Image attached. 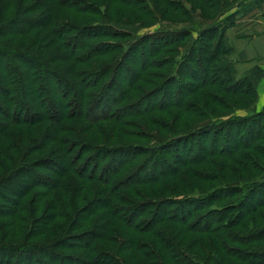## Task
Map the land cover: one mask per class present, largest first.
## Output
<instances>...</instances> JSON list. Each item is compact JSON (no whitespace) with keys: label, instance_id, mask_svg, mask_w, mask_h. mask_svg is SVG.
<instances>
[{"label":"trees","instance_id":"16d2710c","mask_svg":"<svg viewBox=\"0 0 264 264\" xmlns=\"http://www.w3.org/2000/svg\"><path fill=\"white\" fill-rule=\"evenodd\" d=\"M190 1L154 0L153 9L146 0H108L100 4L92 0H0V185L6 191L0 197L3 203L0 218H14L17 206V210H24L26 200L23 198L33 187L45 192L59 189L68 174L112 185L105 190V203L99 198L84 208L85 215L96 208L108 210L100 224L80 232L87 239L83 246L90 247L88 257L75 258L74 254L58 253L65 246L61 245L63 239L50 244H30L22 240V243L0 245V248L7 247L1 252H10L18 245L16 250L24 254L19 256V264L22 260L31 261L33 249L49 252L47 264H64L66 261L83 264L82 258L88 264H119L118 259L122 260L129 252L140 256L135 264H228L229 261L264 264V224L252 225L245 233L235 229L242 225L246 216L255 214L264 220V178L260 179L263 170L258 161L260 157L264 159V108L244 116L235 115L231 110L226 119L219 116L208 121L209 115L211 117L208 108L226 107L232 103H240L246 108L256 100L255 87L248 78L236 77L234 64L229 60L231 48L225 29L230 24L222 28L214 24L242 0H193L200 11L212 14L210 20H200L193 40V25L185 24L179 29L147 33L131 41L132 33L111 24L109 17L114 4L130 8L141 17H149L154 11L160 14L163 6L166 12H175L186 21L194 22L200 16L194 14ZM64 12L96 15L101 21L88 24ZM229 16L221 21L229 20ZM204 90L201 103L192 99ZM162 112L170 117L155 118L156 113ZM141 117L160 128L166 126L164 128L171 133L183 117H194L196 121L189 131L170 135L174 137L168 136L169 140H160L157 134L155 138L150 135L156 141L150 147L139 143H95L85 137L90 128L98 135L105 132L100 123L108 122L112 124L110 130L114 134L117 131L119 134L139 133L140 137L149 140L146 135H140L141 126L138 130L139 124L134 120ZM198 119L204 120L196 123ZM35 124H45V130L39 136L30 137L23 147H17L22 133L14 132L13 128ZM132 127L138 132L128 129ZM88 136L92 138L91 134ZM55 142L58 147H54ZM194 142L196 155L176 160L180 151L174 154L172 147L186 143L185 146L190 147L188 152ZM43 149H50L46 157L22 161V156ZM214 158L227 160V163L220 161L219 171L223 176L217 179L222 183L207 195L205 205H197L195 199L173 201L177 199L167 198L175 205L163 210V216L152 213L146 229L139 227L143 222L140 218L153 207L144 208L139 206L143 202L135 204L121 196L118 192L121 183L128 180L130 184H140L177 176L182 168L196 163L212 162L214 165ZM138 159L140 161L134 165ZM10 165L14 168L9 171ZM159 165L168 169L142 177L145 168L151 166L149 173H153ZM127 167L130 169L124 175ZM250 168L255 173L247 175ZM187 170L201 174L193 167ZM225 170L235 177L242 175L243 181L235 179L233 183H226ZM41 171L46 175L42 176ZM240 194L236 203L216 211L220 216L211 217L213 209L207 211L212 204L233 200ZM189 202L192 205L178 214L179 208L188 206ZM119 205L131 207L118 209ZM163 206L160 204L156 210ZM206 206L205 215L209 213L206 223L200 224L199 220L198 224L190 225L189 220ZM230 208L237 212L233 213ZM111 219L120 224L117 234L105 232ZM221 219L223 224L218 223ZM163 222L181 225L184 230L193 226L194 230L207 232L215 239L212 250L207 242V249L212 251L210 256L192 255L194 258L188 257V260L187 256L181 255L186 250L162 231L157 229L150 233ZM125 228L133 232L143 230L141 234L155 236L161 251L149 247L150 243L137 239ZM116 236L120 241L113 253L93 245L97 237V240L107 237L113 243L117 241ZM80 237L71 239L74 242L70 241V244L75 245ZM251 244L254 246L248 248ZM36 261L45 264L41 259Z\"/></svg>","mask_w":264,"mask_h":264},{"label":"rangeland","instance_id":"374dc122","mask_svg":"<svg viewBox=\"0 0 264 264\" xmlns=\"http://www.w3.org/2000/svg\"><path fill=\"white\" fill-rule=\"evenodd\" d=\"M97 3H106L108 0H92ZM259 0H242L237 1L232 8L229 10L235 8V12H233L232 16H229L230 19L226 20L225 22H222L220 20H217L214 22V24L219 23V28H222L224 25H227L229 23V26H226L225 28V37H227V31L230 30L231 27L235 25L236 15L241 14L243 12H246L248 9L253 8L254 3L256 4ZM149 7L154 9V6L152 2L154 0H146ZM190 2L193 3V12L195 15H199V20L196 21H186V19L183 16H180L179 14L175 12H166L164 10V7H160V14H158L156 11L153 12V14L149 17H141L137 16L134 10L130 8H124L123 6H119L118 4H114L110 11H109V17L111 19V24L115 25L118 28L124 29L126 31H129L132 33V38L130 39H138L144 34L154 33V32H162L172 29H179L185 24L193 25V32L199 26L200 20H210L212 18V14L206 10H199L198 4L194 3L193 0ZM65 15L70 16L72 18H76L79 21H83L84 23L88 22V24L97 23L101 21L100 19H97L96 15L91 16H79L70 12H64ZM231 15V14H229ZM264 16V15H263ZM263 27H264V17H263ZM110 22V21H109ZM227 39V38H226ZM129 40V41H130ZM120 42L126 43V41L121 40ZM183 51V49L181 50ZM231 52V51H230ZM183 53V52H182ZM230 54V53H229ZM236 77H238L236 75ZM204 91L199 92L198 94H195V96L192 97L193 100H196L201 103V99L204 98ZM203 95V97H202ZM257 98V96H256ZM229 101L232 100V98L227 97ZM256 101V100H255ZM254 101V102H255ZM248 107L244 108L242 104L235 103L231 104L229 106H216L214 109L208 108L211 112V117L209 115L208 121L216 120L219 116L221 118L226 119L228 117V113L234 111L235 115H238L236 112H242L243 109H248ZM93 108L92 110H94ZM240 110V111H238ZM250 113V112H248ZM238 116H244V115H238ZM170 115L167 113H156L155 118H163L168 119ZM183 121H181V124L175 126V130L173 133L169 132L168 129L164 128L166 126H162L160 128L157 126L156 123H149L145 120L144 117H141L139 119H134L139 124V129L141 126L142 133L140 135H146L148 138L144 139L139 136L138 134L129 132V133H121L119 134V131L116 132V134L112 133V124L108 122H101L102 129L105 132L99 133V135L95 132L96 130L93 129L85 134L86 139L89 141H95V143H102L104 141L109 142L110 145H119V144H128V143H139V144H145L147 147H150L152 145L156 144V141L150 135H153L155 138V135L157 134L160 140L162 139H170V135H177L182 134L184 132L189 131L194 123L195 119L194 117H183ZM204 119H198L196 123L202 122ZM168 121V120H166ZM46 125L45 124H35L32 126H17L14 127L13 131L17 133H22L21 142L17 144V147H23L28 143V140L30 137L39 136L44 130ZM128 129H135L136 127L128 128ZM231 129V128H229ZM136 130V132H138ZM110 131V132H109ZM106 133V134H105ZM244 132H240V134H243ZM91 134L90 138L88 135ZM238 134V135H240ZM107 135V137H106ZM170 136V138L168 137ZM54 147H58V143L55 142L53 144ZM179 145L172 147V152L175 154L178 150L179 156H177L176 160H179L181 157L188 159L192 155H196L197 153V146L194 142V145L191 147V150L186 152L189 146ZM264 145V144H263ZM51 149V148H50ZM50 149H43L38 153H33L29 156H22V161L24 159H27L28 161H33L35 159L44 158L48 155ZM143 150V149H142ZM201 151V150H200ZM251 153V151H249ZM23 155V152H22ZM161 155V154H160ZM160 159V157L158 158ZM140 160L138 159L133 164H137ZM214 165H212V162H202V163H196L193 166L184 167L181 169V172L178 173L177 176H167L162 178L161 180H149L146 182H142L140 184H134V183H128V180L124 181L120 184L119 187V193L121 196H123L126 199H131L132 203L139 204V206H143L144 208L153 207L149 210H147L146 214H144L140 221H143L139 227H145L143 229H146V227L149 226L148 219L150 218L152 213H155L157 215L163 216V210L169 209L170 207H173L175 205V202H168L167 198L170 199H177L173 201H186L188 199H195L197 205H205L209 195L212 191H214L217 187H219L222 183V181H218V177H222L223 175L219 171V163L222 161V163H227L223 161L221 158H214ZM258 161L261 162V170L262 173L260 176L264 175V159L262 157L258 158ZM230 165V162H229ZM18 166V164L16 165ZM14 166L10 165L9 171L13 169ZM52 167V165H51ZM190 167H193L197 171L201 172V174H194L188 172L187 169ZM39 169V168H37ZM128 169L130 167H127L126 171L124 172V175H126ZM152 169L151 166L148 168H145V172L142 175V177H149L154 175V173H159L161 171H166L168 168L167 166L159 165L156 170L152 173L149 170ZM45 171V170H44ZM42 172V171H41ZM255 173L253 169L250 168L248 170V174ZM225 173L227 175V181L226 183L234 181L235 179H241L240 181H243V176L235 177L230 172L225 170ZM259 173V172H257ZM42 176H45L46 173L42 172ZM123 175V176H124ZM212 175V176H211ZM257 175V174H256ZM63 186L59 189H54L50 191H44L38 187H33L23 198L25 209L20 210L18 209V206L15 208L14 218H0V245H11L21 242L22 240L25 243L30 244H50L51 242H55L57 239H63L64 241H61V244L63 246V250H59L58 253H65L67 255H73L76 256L75 258L81 257H88L90 255V247L83 246L84 242H86V238L81 234L83 231H87L92 229L93 227H96L98 224H100L101 219L104 218L105 214L107 213V209H100L96 208L93 212L85 215L83 213L84 208L92 201L101 198L104 200L107 197L105 190L108 187H111L112 185L107 186V184H103L96 181H86L82 180L76 176L73 175H67L62 179ZM14 184V183H13ZM22 184L24 182L22 181ZM67 184V185H66ZM134 184V185H133ZM240 185L243 186V183H240ZM130 187V190H129ZM5 189L1 187L0 185V197L3 196L5 193ZM39 194V195H37ZM222 196V195H221ZM242 194L237 196L235 199H227L224 200L221 203H214L212 206L207 210L208 206L204 207L203 209L198 210V212L194 215L193 218H191L189 221L191 222L190 225L198 224V221L200 224L206 223V216L205 212L210 211L212 212L211 217L214 216H220L219 213L216 211H222L225 207L231 205L232 203H236L240 198ZM22 201V202H23ZM108 204V203H107ZM160 204H164L165 207L157 208ZM225 204L224 206H221ZM3 203L0 202V207H2ZM188 206H181L179 204V211L178 214H182L187 208H189L192 204L189 202L187 204ZM131 206H121L119 205L118 209H129ZM30 209V210H27ZM207 210V211H206ZM233 213H236L237 210L234 208H230ZM203 213V214H202ZM48 214L49 216H45ZM172 214V213H170ZM193 214V213H192ZM202 215V216H200ZM264 215V214H263ZM195 216H200V218H197ZM181 215L179 216V218ZM210 217V218H211ZM17 218V220H16ZM109 218V217H108ZM106 218V220L108 219ZM19 219V220H18ZM258 218V215L255 216L251 215L250 217H245L242 220V225H238L235 229L238 231L245 233L250 226H259L261 223L264 224V220H261ZM222 223V219L218 222ZM109 226L106 227L105 232H108L109 234L118 232L120 225L117 220L111 219L109 221ZM256 226V227H257ZM191 226V229L184 230L182 229L181 225L175 224L173 222H163L159 223V225L155 226V230H152L150 233H155L157 229L163 232V235H166L170 237L178 246H180L182 249H185L186 251L181 254L182 256L186 257L188 260H190L188 257L194 258V256H201L206 258L210 256L211 250L213 249L215 239L212 238L207 232L203 230H194ZM127 229V228H125ZM129 234H133L137 239H140L142 241L148 242L149 247H153L156 251L160 252L159 245L157 244V239L155 236L151 234H141V231L139 232H133L130 229H127ZM81 232V233H80ZM144 232V231H143ZM81 235L80 238H78L75 245L70 244L71 242H74V240H71L73 238H77ZM98 238V237H97ZM95 239V242L93 245H96L100 247L101 249L108 250L110 252H115L118 245L116 244L119 242L120 237L116 236L117 241L111 243L109 239L106 237H103L101 239ZM207 242L211 246V250L207 249ZM10 243V244H7ZM204 243V244H203ZM160 244V243H159ZM262 244V243H261ZM151 245V246H150ZM74 246L77 247V249L74 248ZM254 245H249L248 248H252ZM148 247V249H149ZM7 248V247H6ZM6 248H0V264H19L17 263L19 256L24 255L23 253L18 252L19 250H16L18 248V245H16L14 248L10 250V252L2 251V249ZM96 248V249H100ZM243 249L244 246H242ZM47 249V248H45ZM162 249V248H161ZM112 252V253H113ZM186 253V254H185ZM191 254V255H190ZM49 252L45 251H39L35 252V249H33L30 260H22L21 264H33L36 263L38 259H41L45 264H47V260L49 259ZM138 253L129 252L126 253L123 256V259H118L119 264H135L137 260H139ZM161 257V256H160ZM83 259V258H82ZM83 264H88L87 261L82 260ZM206 261H210L208 259H205ZM123 261V262H122ZM163 261V259H162ZM64 264H74V262L66 261ZM228 264H238L235 262L229 261Z\"/></svg>","mask_w":264,"mask_h":264},{"label":"crops","instance_id":"0c3cea01","mask_svg":"<svg viewBox=\"0 0 264 264\" xmlns=\"http://www.w3.org/2000/svg\"><path fill=\"white\" fill-rule=\"evenodd\" d=\"M252 7L236 15L235 25L227 31L226 37L231 48L228 57L234 64L236 75L248 78L257 92L256 101L242 112L235 111L238 115L255 114L264 108V0H259ZM233 12L235 8L225 12L219 20ZM197 30L198 26L192 33V40L196 37ZM263 178L264 175L260 177Z\"/></svg>","mask_w":264,"mask_h":264}]
</instances>
